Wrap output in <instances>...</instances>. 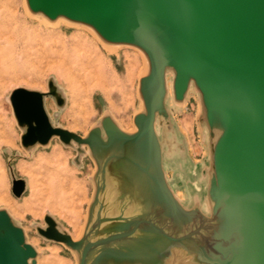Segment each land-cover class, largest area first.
I'll use <instances>...</instances> for the list:
<instances>
[{
	"label": "water",
	"instance_id": "obj_1",
	"mask_svg": "<svg viewBox=\"0 0 264 264\" xmlns=\"http://www.w3.org/2000/svg\"><path fill=\"white\" fill-rule=\"evenodd\" d=\"M25 2L35 16L64 17L107 44L138 49L148 66L135 132L111 116L84 137L54 126L45 100L60 108L66 100L53 80L48 92L12 91L25 150L58 138L88 147L97 167L81 237L75 241L51 215L38 235L77 253L78 264H264V0ZM192 92L210 164L197 178L206 181V194L195 193L185 206L166 171V158L181 170L188 164L168 104L172 97L182 109ZM26 190L25 180L13 178L16 198ZM38 255L0 209V264H38Z\"/></svg>",
	"mask_w": 264,
	"mask_h": 264
},
{
	"label": "rangeland",
	"instance_id": "obj_2",
	"mask_svg": "<svg viewBox=\"0 0 264 264\" xmlns=\"http://www.w3.org/2000/svg\"><path fill=\"white\" fill-rule=\"evenodd\" d=\"M3 1L8 2L6 7L16 19L12 24L16 45L5 52V66L0 65V209H7L25 230L27 241L39 252L38 264H78L77 253L43 239L37 228L45 227L44 218L51 215L73 239L84 233L95 195V161L88 147L79 150L58 138L46 147L25 150L10 95L20 87L48 92V82L53 80L66 100L62 108L51 97L45 100L54 126L84 137L104 116H111L129 130L134 126V116L143 109L139 83L145 59L138 49L128 46L109 53L82 26L49 27L42 16L29 12L26 0ZM100 64L105 80L99 79ZM66 69L73 72L71 77ZM90 77L94 80L91 83ZM168 105L188 164L181 170L166 158L167 176L183 204L190 206L195 193L206 194V181L200 183L197 178L210 164L207 131L199 121L196 92L182 109L176 108L172 97ZM13 178L27 184L21 198L12 193Z\"/></svg>",
	"mask_w": 264,
	"mask_h": 264
},
{
	"label": "bare ground",
	"instance_id": "obj_3",
	"mask_svg": "<svg viewBox=\"0 0 264 264\" xmlns=\"http://www.w3.org/2000/svg\"><path fill=\"white\" fill-rule=\"evenodd\" d=\"M8 3V2H7ZM6 2H4L3 0H0V55H1V52L3 54V57H0V65L1 63H3L2 65L5 66L6 64V61L4 59V56H5V52H7L9 49L12 50L15 48V38L13 36V30H12V24L16 23V19L14 16H12V14L9 12V9L6 7ZM35 17V16H34ZM30 18V17H29ZM33 18V17H32ZM39 18V17H37ZM35 18V19H37ZM40 19V18H39ZM39 21V20H38ZM42 22H44L46 25H48L49 27L50 26H58V25H61V24H65L67 26H74L76 25L77 23H73V22H70L68 21L66 18L64 17H60L58 18L57 20L55 21H48L47 19H43ZM45 25V26H46ZM77 28L78 26H80V24H77L76 25ZM82 28V27H80ZM86 29V27H83ZM89 29V28H88ZM87 31V30H86ZM85 31V32H86ZM88 32H91V31H88ZM92 33V32H91ZM90 33V34H91ZM92 35L95 36V39L96 40H99L102 45L104 46V48L109 52V53H113L115 51H117L118 48H120V45H112V44H107L105 42L102 41V39L100 37H98L95 33H93ZM93 36V37H94ZM129 47V46H128ZM123 48V47H122ZM106 51V52H107ZM137 51V50H136ZM138 52V51H137ZM140 52V51H139ZM145 59V57H143ZM142 58V59H143ZM143 59V60H144ZM13 61V60H12ZM146 65V68L143 72H141V74H143L142 76L146 75L148 73V66H147V61L146 59L144 60ZM143 62V61H142ZM68 70V74L69 76L71 77L73 75V72L70 70V69H66ZM104 68L103 66L100 64L99 65V70L98 72L100 73L99 74V79L100 80H105V75H104ZM67 72V71H66ZM93 80V77H90L89 79V83H91ZM93 86V85H92ZM97 87V86H96ZM138 113V112H137ZM121 129L125 132H135L136 131V127L135 126H132L131 129H126L125 127H123L121 125ZM81 235H79L80 237ZM78 237V238H79ZM78 238L74 239L75 241L78 240Z\"/></svg>",
	"mask_w": 264,
	"mask_h": 264
}]
</instances>
